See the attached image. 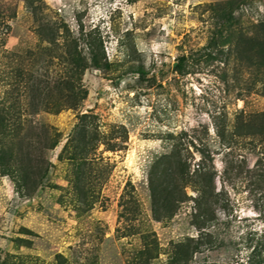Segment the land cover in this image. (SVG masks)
<instances>
[{"label":"rangeland","instance_id":"374dc122","mask_svg":"<svg viewBox=\"0 0 264 264\" xmlns=\"http://www.w3.org/2000/svg\"><path fill=\"white\" fill-rule=\"evenodd\" d=\"M222 1L0 0V103L17 99L21 116L14 148L51 163L30 195L0 172V264H56L58 253L74 264H135L136 231L154 232L160 254L153 264H169L171 243L197 236L193 202L154 220L147 173L176 147L188 149L191 169L199 151L209 152L217 173L216 243L195 260L243 261L264 244V145L252 134L264 133V69L255 62L264 0L234 13L252 61L230 45L207 47L217 33L212 7ZM53 32L56 40H46ZM73 41L104 57L100 69L82 74L86 97L77 108L45 111L36 105L45 93L13 87L20 79L53 89L70 69L64 60ZM80 125L117 150L100 144L93 162L70 159L81 146ZM47 127L58 133L51 148Z\"/></svg>","mask_w":264,"mask_h":264},{"label":"trees","instance_id":"16d2710c","mask_svg":"<svg viewBox=\"0 0 264 264\" xmlns=\"http://www.w3.org/2000/svg\"><path fill=\"white\" fill-rule=\"evenodd\" d=\"M250 0H225L217 2L213 5L212 10L217 19V33L210 37L207 47L217 48L222 51L223 47L230 45L233 51L239 57H245L247 51L244 47V36L235 26V11ZM264 27V24H263ZM46 40L54 42L56 35L53 33L46 35ZM97 47L100 46L97 45ZM86 53L78 48V43L69 44L66 51V59L64 62L69 64V71L66 77L59 78L53 89L45 91L39 83L30 82L29 85L19 79L18 84L25 83L31 93L37 96L45 93L41 97V102L36 98V105L43 106L45 111L57 113L64 108H77L82 100L86 97V91L82 89V74L90 67L100 69L102 66V58L98 56V49L94 46H86ZM258 61L256 64L264 69V35L262 42L258 44L257 51ZM250 61L252 57L248 56ZM106 60V59H105ZM184 57L178 59L175 70L181 72ZM104 64H107L105 62ZM138 73H142L141 69H137ZM30 93V96H31ZM33 97V95H32ZM35 99V98H34ZM34 102V101H33ZM40 102V103H39ZM19 103L14 99L9 105L0 103V172L9 175L20 190L26 194H32L47 176L50 161L45 157L35 158L30 154L23 155L15 151L14 141L19 134L20 117L18 116ZM17 112V114H16ZM20 112V111H19ZM21 115V114H20ZM90 117L81 114V118ZM81 131L79 143L81 146H75L76 154H72L70 159L80 160L83 165L87 162H93L92 153L98 149L100 144L105 146V150L116 151V144L102 143L97 133L92 132L91 136H87L84 125L78 126ZM52 129V128H51ZM48 132V148L58 144V133ZM255 132V131H254ZM254 135L261 137L264 145V133L257 130ZM226 147H229L227 145ZM188 149L174 148L171 152L163 154L156 158L151 164L147 173V184L151 199V214L156 221H162L171 218L180 205L191 199L193 202V211L191 213V224L197 230L196 237H187L183 241L172 242V252L169 264H264V244L256 243L251 248L246 260L243 261H196L195 256L202 250L211 249L215 246V235L211 231V227L215 220V211L221 205L219 192L216 191L215 178L216 170L214 168L213 156L208 152H200L198 163L191 169L188 157L184 155V151ZM94 156V155H93ZM95 158V157H93ZM264 181V180H263ZM189 187L196 195L188 196L186 188ZM140 235V245L136 248L135 264H153L159 257V243L154 232L136 231ZM56 264H74L70 262L62 254L55 255Z\"/></svg>","mask_w":264,"mask_h":264}]
</instances>
